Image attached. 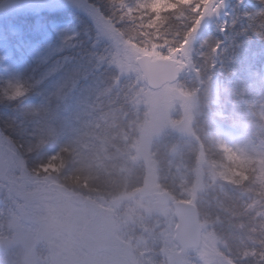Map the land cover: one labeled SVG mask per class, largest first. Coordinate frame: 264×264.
Returning <instances> with one entry per match:
<instances>
[{"label":"rangeland","instance_id":"374dc122","mask_svg":"<svg viewBox=\"0 0 264 264\" xmlns=\"http://www.w3.org/2000/svg\"><path fill=\"white\" fill-rule=\"evenodd\" d=\"M131 1L0 0V264H264L251 248L264 192L242 186L247 173L264 185V97L243 130L214 125L224 163H211L204 134L220 80L212 63L194 64L214 63L264 0H203L170 46L149 29L167 0ZM133 13L148 29L134 30ZM140 56L174 59L182 74L150 90ZM182 118L188 131L174 136ZM163 192L198 209L195 248L180 252L171 206L156 205Z\"/></svg>","mask_w":264,"mask_h":264},{"label":"trees","instance_id":"16d2710c","mask_svg":"<svg viewBox=\"0 0 264 264\" xmlns=\"http://www.w3.org/2000/svg\"><path fill=\"white\" fill-rule=\"evenodd\" d=\"M131 0H123V5L132 3ZM250 7V13H256L255 17L257 22L248 20L244 22V25H236L233 29L232 38L226 43H222V49L216 54V61L211 62L202 59H194V64L198 65V68H213L215 74L219 76L220 87L216 104L212 106L214 108V114L210 122L209 132L204 134V147L208 152L207 160L211 163H224V153L219 149L216 144L215 135L216 130L214 125L221 126L226 132H239V129L243 130L247 120L255 116L259 112V106L261 98L264 97V39L258 38L261 32H264V5L254 4ZM165 11L158 14V21H163L158 27L154 26L149 29H153L155 33L154 38L159 42L167 45H178L184 42L189 32V28L192 26L199 10L203 7V0H193L190 2H184L183 0H167L165 5ZM137 13V12H136ZM243 14V10L240 9V14ZM135 18H138L136 22L138 24H132L135 27L134 30L137 33L142 30L148 29L147 18L144 15H138L133 13ZM259 16V18H257ZM153 18H148L151 20ZM156 19L152 24L156 23ZM260 22V26L258 23ZM151 37V36H150ZM210 42L221 43L216 33L212 32L208 35ZM149 40V39H148ZM212 48L215 45L210 44ZM255 50V55H250V52ZM203 51V50H202ZM249 53V54H248ZM212 63L209 67V64ZM216 114V115H215ZM189 151H193V147H189ZM63 152L58 154V157L63 159ZM65 154V153H64ZM47 155H42L40 158L44 161ZM42 161V162H43ZM64 175H74V172L64 168ZM165 169V168H164ZM60 171L61 168H60ZM80 176V174H79ZM245 180L242 186H251L257 189V192H264V185L258 184L257 187L251 184V174H245ZM81 182V180L79 181ZM88 183V181H87ZM243 186V187H244ZM241 187V186H240ZM244 187V188H245ZM241 190L243 188H240ZM249 219V217H246ZM264 236L258 237L256 242L260 247H251L255 254H263ZM249 246V244L247 245ZM235 253V252H234ZM234 255V254H233ZM236 260L237 257H234ZM252 258H249L247 263L252 264Z\"/></svg>","mask_w":264,"mask_h":264},{"label":"water","instance_id":"95a60500","mask_svg":"<svg viewBox=\"0 0 264 264\" xmlns=\"http://www.w3.org/2000/svg\"><path fill=\"white\" fill-rule=\"evenodd\" d=\"M135 64L140 71L143 82L152 90L173 83L181 74V70L176 66V61L171 59L151 60L146 56H140L135 59ZM169 95L176 100L183 98V95L175 89H170ZM188 128V120L183 118L172 127V132L182 135L188 131ZM171 201L172 198L167 193L157 195V205L159 207H164L170 204ZM172 211L176 222L174 240L180 252L195 248L201 237L196 207L192 204L175 201L172 203Z\"/></svg>","mask_w":264,"mask_h":264},{"label":"snow or ice","instance_id":"6c2138e0","mask_svg":"<svg viewBox=\"0 0 264 264\" xmlns=\"http://www.w3.org/2000/svg\"><path fill=\"white\" fill-rule=\"evenodd\" d=\"M238 2H239L240 4H242V3H243V0H238ZM225 31H226V29H225ZM258 38H260V39H264V32H261Z\"/></svg>","mask_w":264,"mask_h":264},{"label":"flooded vegetation","instance_id":"af4514ba","mask_svg":"<svg viewBox=\"0 0 264 264\" xmlns=\"http://www.w3.org/2000/svg\"><path fill=\"white\" fill-rule=\"evenodd\" d=\"M79 263V262H78ZM80 264V263H79Z\"/></svg>","mask_w":264,"mask_h":264}]
</instances>
